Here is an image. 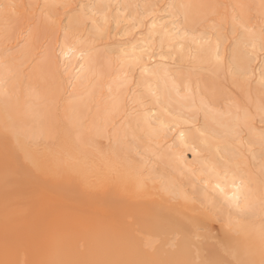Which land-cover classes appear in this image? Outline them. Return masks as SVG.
<instances>
[{
  "label": "bare ground",
  "instance_id": "bare-ground-1",
  "mask_svg": "<svg viewBox=\"0 0 264 264\" xmlns=\"http://www.w3.org/2000/svg\"><path fill=\"white\" fill-rule=\"evenodd\" d=\"M207 1L0 0V264L264 259V0ZM242 180L241 236L188 210Z\"/></svg>",
  "mask_w": 264,
  "mask_h": 264
},
{
  "label": "snow or ice",
  "instance_id": "snow-or-ice-1",
  "mask_svg": "<svg viewBox=\"0 0 264 264\" xmlns=\"http://www.w3.org/2000/svg\"><path fill=\"white\" fill-rule=\"evenodd\" d=\"M13 8L15 6H12ZM67 48V45H65ZM255 49L256 45H252ZM74 49L67 48V51L61 50L60 55L67 59L70 52ZM260 51L264 53V39L260 43ZM83 53H81V57ZM235 191L232 196L228 197L229 208L235 209V214L229 212L227 216L224 215L222 206L218 203L215 196L211 195L208 188L205 187L201 191V196L197 198L194 194L189 196L185 195L184 200L188 205V210L194 217H200L203 221L211 222L213 224H218L221 229L226 232H231L236 236H241L243 234L241 218L243 213L250 208V199L246 192L250 191L246 189V185L242 180L239 185H234ZM223 192L224 189L221 188L220 184L217 183L212 191ZM262 207H264V202H262ZM34 264H50L48 261H36ZM63 264H85L83 261H65ZM172 264H190L188 261H176ZM199 264H218L216 261L204 260L199 262ZM259 264H264V259H262Z\"/></svg>",
  "mask_w": 264,
  "mask_h": 264
},
{
  "label": "rangeland",
  "instance_id": "rangeland-1",
  "mask_svg": "<svg viewBox=\"0 0 264 264\" xmlns=\"http://www.w3.org/2000/svg\"><path fill=\"white\" fill-rule=\"evenodd\" d=\"M140 1V0H139ZM141 1H144V0H141ZM209 1V2H208ZM207 1V4H208V7H209V12L208 13H206V15H204V19H203V21L201 22V26L202 27H204V28H206L207 26H213L214 24L216 25H220V26H222V27H225V28H230V25H229V17L227 16L228 15V12H230L231 11V8H233L234 6V3H233V0H208ZM214 3H213V2ZM232 1V2H231ZM248 2H249V4H250V9L251 10H249V17H251V18H249L251 21V23L253 24V25H256L258 22H259V14H257V13H259L258 11H257V7H254V1L252 0V1H250V0H247ZM210 2H211V5H210ZM252 2V3H251ZM254 3V4H253ZM229 4V5H228ZM233 6V7H232ZM207 7V8H208ZM231 7V8H230ZM253 7V8H252ZM228 8H230V9H228ZM212 9V10H211ZM254 9H256V10H254ZM228 10V11H227ZM253 10V11H252ZM213 13H212V12ZM255 12H257V13H255ZM256 19H257V21H256ZM256 21V24H254V22ZM37 24V23H36ZM205 25V26H204ZM214 25V26H215ZM37 26H38V24H37ZM200 26V27H201ZM199 27V26H198ZM197 27V28H198ZM199 27V28H200ZM256 27V26H255ZM43 42H45V41H43ZM42 42V43H43ZM228 43H230V41H228L227 42V44ZM46 45V44H45ZM205 73V74H204ZM203 73V76H201V78H203V80L204 79H206L205 77H209V78H212V76L211 75H209V73H206V72H204ZM207 75V76H206ZM208 78V81H210V79ZM215 80H218V79H215ZM207 81V80H206ZM218 81H222L221 83H223V84H221V83H218V84H221L220 85V87H223V88H221L222 89V91L226 94V95H228V94H230V96L232 97V98H234V100H244V98H243V95L240 93V92H238L237 91V89L235 88V87H233V85H231L230 83H228V81H226V79H224L223 77H222V79H221V76H220V78H219V80ZM225 81V82H224ZM217 82V81H216ZM227 84V85H226ZM253 84V83H252ZM251 84V86L250 87H254L255 85H252ZM223 85V86H222ZM224 88H225V91H224ZM239 98V99H238ZM228 101V100H227ZM226 101V102H227ZM40 174V173H39ZM185 210V209H184ZM185 212H188V211H185ZM200 219H202V218H200ZM203 220V219H202ZM206 223V222H205ZM210 222H207V224H209ZM213 225H215L216 226V230H217V232H218V234L221 232H223V229H221L220 228V226L218 225V224H213ZM221 230V231H220Z\"/></svg>",
  "mask_w": 264,
  "mask_h": 264
}]
</instances>
